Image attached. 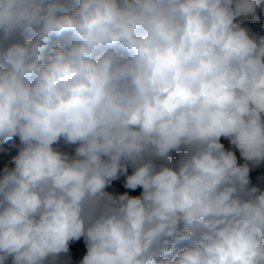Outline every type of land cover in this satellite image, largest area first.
I'll use <instances>...</instances> for the list:
<instances>
[{
  "label": "clouds",
  "instance_id": "9594fccd",
  "mask_svg": "<svg viewBox=\"0 0 264 264\" xmlns=\"http://www.w3.org/2000/svg\"><path fill=\"white\" fill-rule=\"evenodd\" d=\"M258 10L0 0V264H264Z\"/></svg>",
  "mask_w": 264,
  "mask_h": 264
},
{
  "label": "trees",
  "instance_id": "16d2710c",
  "mask_svg": "<svg viewBox=\"0 0 264 264\" xmlns=\"http://www.w3.org/2000/svg\"><path fill=\"white\" fill-rule=\"evenodd\" d=\"M244 26L248 27L254 34L257 36L264 35V13H261L259 10L257 12V17L255 19H248L244 21ZM222 142L225 143L226 147H231L228 143V141L223 140ZM19 145V139L13 138L11 141L7 142L5 145H3V150H0V172L3 171V168L5 166L12 167L11 158L17 154V147ZM61 150L72 152L74 146H68L64 145L63 142L59 145ZM237 157L238 161L240 163H244V161L239 157V153L237 151ZM173 158L178 159L179 154L173 153ZM131 171V169H129ZM250 180L251 183L259 186V182L264 181V163H261L260 165H257L252 168L250 171ZM118 182H124V177L121 176L119 180H116L113 182V184L109 187L108 191L119 194L118 190L116 189ZM71 250L76 252H81L85 250L83 241H77L73 242L71 245Z\"/></svg>",
  "mask_w": 264,
  "mask_h": 264
},
{
  "label": "rangeland",
  "instance_id": "374dc122",
  "mask_svg": "<svg viewBox=\"0 0 264 264\" xmlns=\"http://www.w3.org/2000/svg\"><path fill=\"white\" fill-rule=\"evenodd\" d=\"M258 185H259L258 187L264 188V181L259 182ZM116 189L118 190L119 193H123V192L127 191V192H129L130 195H139V193L142 191L141 189H136L135 191L130 190V189H126L123 186V182H118ZM85 251H86V249L81 251V252H76V251L71 250V253H72L73 257L81 258ZM68 259L69 258H67V257L63 258L61 264H68Z\"/></svg>",
  "mask_w": 264,
  "mask_h": 264
}]
</instances>
